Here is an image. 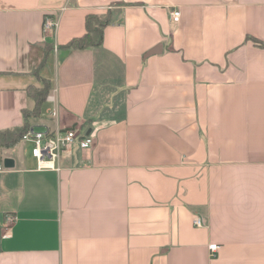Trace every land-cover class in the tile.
<instances>
[{"label": "crops", "instance_id": "obj_1", "mask_svg": "<svg viewBox=\"0 0 264 264\" xmlns=\"http://www.w3.org/2000/svg\"><path fill=\"white\" fill-rule=\"evenodd\" d=\"M109 9L102 45L62 47ZM249 36L264 40V0H0V131L95 139L60 170L22 140L1 150L0 264H264V47ZM47 47L50 91L25 116Z\"/></svg>", "mask_w": 264, "mask_h": 264}, {"label": "built area", "instance_id": "obj_2", "mask_svg": "<svg viewBox=\"0 0 264 264\" xmlns=\"http://www.w3.org/2000/svg\"><path fill=\"white\" fill-rule=\"evenodd\" d=\"M181 10L174 8L171 11V17L174 22H179L181 19ZM58 26V20L55 16H48L44 21L45 31H55ZM57 48V46H55ZM50 100H54L53 96H49ZM52 117H57L58 112L55 109L49 111ZM22 141L32 145V155L37 159L38 167L42 169H56L60 170L59 165L64 152L68 149L79 147L80 149H88L94 144V136L90 129H85L83 126L75 124L69 127L52 130L29 128L23 135ZM5 170L3 165H0V171ZM13 216H9V221H14ZM195 224L200 226L201 219L195 218ZM7 232L3 234L4 238L11 237L10 227ZM219 249L218 244L210 245V250L216 252Z\"/></svg>", "mask_w": 264, "mask_h": 264}, {"label": "trees", "instance_id": "obj_3", "mask_svg": "<svg viewBox=\"0 0 264 264\" xmlns=\"http://www.w3.org/2000/svg\"><path fill=\"white\" fill-rule=\"evenodd\" d=\"M114 13L115 10L112 9H109L104 13H88L85 22V33L82 36L71 39L62 47L64 49H83L102 45L104 41V30L109 24L113 22ZM248 39H252L255 45L264 47V40L252 38L250 36L248 37ZM51 49V47H47L46 54L42 63L40 64V66L33 70L37 77L42 81L43 86L40 88L30 86L28 88L30 96L35 101V106L32 111H27L25 113V116H28L30 113H41L43 103L49 94L51 83L49 80L40 76L39 71L46 63ZM29 128V123L26 121L21 127L0 131V154L3 148H9L17 144Z\"/></svg>", "mask_w": 264, "mask_h": 264}, {"label": "water", "instance_id": "obj_4", "mask_svg": "<svg viewBox=\"0 0 264 264\" xmlns=\"http://www.w3.org/2000/svg\"><path fill=\"white\" fill-rule=\"evenodd\" d=\"M161 48H162V45L159 44L158 46L154 47L147 55H151V54H154V53H157V52H160L161 51ZM13 160L12 159H6L5 160V166L6 167H12L13 166Z\"/></svg>", "mask_w": 264, "mask_h": 264}, {"label": "rangeland", "instance_id": "obj_5", "mask_svg": "<svg viewBox=\"0 0 264 264\" xmlns=\"http://www.w3.org/2000/svg\"><path fill=\"white\" fill-rule=\"evenodd\" d=\"M30 149H31V147H30Z\"/></svg>", "mask_w": 264, "mask_h": 264}]
</instances>
